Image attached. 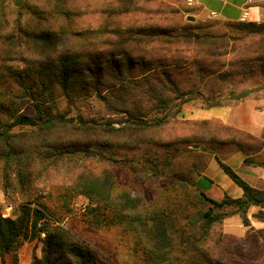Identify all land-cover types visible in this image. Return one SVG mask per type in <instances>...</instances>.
<instances>
[{
  "label": "trees",
  "instance_id": "trees-1",
  "mask_svg": "<svg viewBox=\"0 0 264 264\" xmlns=\"http://www.w3.org/2000/svg\"><path fill=\"white\" fill-rule=\"evenodd\" d=\"M149 3H92V24L88 2L0 1V264L7 256L21 264L22 247L34 241L31 264H116L65 223L78 197L88 200L91 226L118 231L128 254L119 264H233L224 220L239 215L249 226L252 206L264 219V189L222 157L234 146L246 164L264 166V143L179 115L188 101L220 104L202 93L216 83L264 78V21L225 20L214 30L216 19L176 17L180 8L156 20ZM213 156L242 197L216 200L200 187Z\"/></svg>",
  "mask_w": 264,
  "mask_h": 264
},
{
  "label": "crops",
  "instance_id": "crops-1",
  "mask_svg": "<svg viewBox=\"0 0 264 264\" xmlns=\"http://www.w3.org/2000/svg\"><path fill=\"white\" fill-rule=\"evenodd\" d=\"M194 6L199 16L203 18L213 16L226 21H264V0H194ZM202 93L205 95L206 91L202 90ZM215 96L223 99L215 106H204L201 99L188 101L182 106L180 117L190 120H217L254 136H262L264 95L247 96L237 101L221 94ZM222 157L223 161L249 184L255 188L264 189V166L246 164V155L237 150L222 154ZM198 184L216 200L223 199L225 195L240 198L244 194L243 188L224 171L215 156L211 158L203 174L198 177ZM3 201L4 194L0 188V202ZM258 210V206L251 207L249 211L251 225L249 226L243 224L239 215L224 220L223 241L233 264L236 262L232 246H239L236 257L241 264H259L264 259V240L258 232L259 229L264 228V219L254 216ZM6 264H11L8 256ZM21 264H24L23 258Z\"/></svg>",
  "mask_w": 264,
  "mask_h": 264
},
{
  "label": "rangeland",
  "instance_id": "rangeland-1",
  "mask_svg": "<svg viewBox=\"0 0 264 264\" xmlns=\"http://www.w3.org/2000/svg\"><path fill=\"white\" fill-rule=\"evenodd\" d=\"M1 1V0H0ZM10 4H13L14 0H4ZM103 0H78V2H88V7H85L87 10L86 22L98 23L99 16L95 13V8L92 6V3L100 4ZM109 1V0H108ZM156 3H149V5L156 11H153L151 15L154 16L156 20H164L166 17H173L175 13L173 12L175 9L180 8L182 12L176 15V17H185L187 18L189 15H192L196 19H216L219 21V24L214 28V30H223L226 29L228 26L224 22L225 20L219 19L217 17H200L198 11L196 10L194 4L189 5L188 0H155ZM111 5V3L109 4ZM115 6V4L113 5ZM112 6V7H113ZM109 7V6H108ZM187 7L193 8V13H186L183 10ZM174 18V17H173ZM113 20V17H112ZM213 92L209 93V90L205 89L206 94H213V95H224L229 97L231 92L236 93L239 95L242 91L246 89H251L249 96H261L264 95V78L258 77L255 79H243L237 78L235 81H225L223 83H216L213 85ZM60 108H64L68 106V102L65 98H60L59 100ZM79 105L81 103H78ZM76 109V107H74ZM259 141L264 143V132L262 136H256ZM232 150H235V147H226L223 150V155L228 153ZM124 181L128 184H133L136 186L137 190L143 192L145 197L152 198L156 191L155 187L150 184H141L138 180L137 176H131L129 174H124ZM139 183H138V182ZM4 202V201H3ZM88 205V200L84 197H78L73 204V209L71 213L68 215L65 223L69 225L75 232L79 233L82 237H84L88 242L92 245L106 253L111 257L113 262L119 264L124 262L128 258L127 248L124 244H122L118 239V231L112 228H95L91 226L88 220L90 219L89 215H86V206ZM11 211V207H9L6 212L9 213ZM238 219V218H236ZM241 227V226H240ZM238 228V227H237ZM36 241L26 243L22 249L21 254L24 261V264H31V255L32 251L36 245ZM232 251L235 256L236 264H241L236 257V252L239 251V246L231 247ZM40 250V244L38 248V252Z\"/></svg>",
  "mask_w": 264,
  "mask_h": 264
},
{
  "label": "water",
  "instance_id": "water-1",
  "mask_svg": "<svg viewBox=\"0 0 264 264\" xmlns=\"http://www.w3.org/2000/svg\"><path fill=\"white\" fill-rule=\"evenodd\" d=\"M188 19H190V20H195V17H194V16H192V15H189V16H188ZM195 147H196V148H198L199 146H198V145H196Z\"/></svg>",
  "mask_w": 264,
  "mask_h": 264
},
{
  "label": "built area",
  "instance_id": "built-area-1",
  "mask_svg": "<svg viewBox=\"0 0 264 264\" xmlns=\"http://www.w3.org/2000/svg\"><path fill=\"white\" fill-rule=\"evenodd\" d=\"M189 5L194 4V0H188Z\"/></svg>",
  "mask_w": 264,
  "mask_h": 264
}]
</instances>
